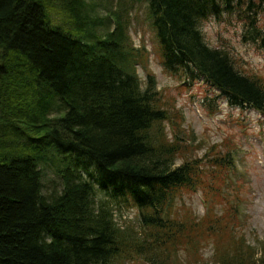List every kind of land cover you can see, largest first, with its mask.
<instances>
[{
  "label": "trees",
  "instance_id": "1",
  "mask_svg": "<svg viewBox=\"0 0 264 264\" xmlns=\"http://www.w3.org/2000/svg\"><path fill=\"white\" fill-rule=\"evenodd\" d=\"M101 1L0 0V264H127L147 254L168 264L212 240L213 264H264V251L235 232L237 142L184 134L146 46L132 42L126 0L115 10L108 0L105 16ZM145 1L164 73L181 85L202 78L264 120V72L203 33L228 15L264 51V0ZM63 153L72 160L61 166ZM51 159L62 188L47 194ZM189 193L202 196L203 216L175 209ZM117 206L138 210L140 234L119 224Z\"/></svg>",
  "mask_w": 264,
  "mask_h": 264
},
{
  "label": "rangeland",
  "instance_id": "2",
  "mask_svg": "<svg viewBox=\"0 0 264 264\" xmlns=\"http://www.w3.org/2000/svg\"><path fill=\"white\" fill-rule=\"evenodd\" d=\"M123 1L125 0H110V6L115 10L119 7V3L123 4ZM101 3L99 9L105 16L110 11L104 10L109 2L102 0ZM123 5L128 8L126 10L128 15L124 16L129 22L132 42L137 47L146 46L149 70L156 76L158 89H164L170 103L175 105L174 108L177 109V114L182 120L181 126L185 129L184 134L191 138L192 133L195 132L198 137L197 144L200 145H202L200 140L210 146L226 137H232L237 142L238 159L230 187L233 197L235 193L240 195L233 199L239 215V219L236 218L239 224L235 232L242 234L251 248L264 251V120L262 116L254 110L232 107L210 83L202 78H194L191 85H181L166 75L159 59L158 39L147 18V2L126 0ZM243 32V23L228 15L221 20H212L203 25V33L211 46L228 47L236 58L242 60V65L247 70L264 72V51L252 42H244ZM138 74L142 82L147 83V71L139 67ZM57 108L53 109L51 116L59 114ZM205 150L206 148L201 149L197 155L202 156ZM53 154L54 151L52 156ZM58 156L61 166L72 160V155L66 153ZM53 158L55 159L54 156ZM56 167L57 162L52 159L42 163L44 191L47 194L62 188ZM183 203L198 216H203L207 210L202 196L198 193L184 195L175 209L180 208ZM114 210L120 225L133 224L135 233L140 234L141 225L136 208L117 206ZM210 243V246L200 249L198 255L193 254V251H190V254L186 251L179 252L175 254L177 261H168V264H213V261H216L214 248L216 243L214 240ZM157 261L147 254L127 264H156Z\"/></svg>",
  "mask_w": 264,
  "mask_h": 264
}]
</instances>
